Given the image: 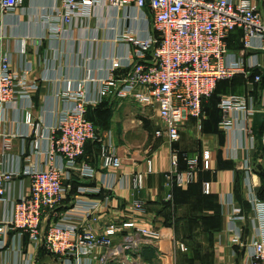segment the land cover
Listing matches in <instances>:
<instances>
[{
    "label": "built area",
    "instance_id": "obj_1",
    "mask_svg": "<svg viewBox=\"0 0 264 264\" xmlns=\"http://www.w3.org/2000/svg\"><path fill=\"white\" fill-rule=\"evenodd\" d=\"M57 1L60 3L58 15L65 23L89 17L95 7L117 10L149 8L153 14V32L146 39H138L131 31L123 33L122 40L129 45L126 63L114 59L105 79L87 75L76 82L68 80L60 96L72 105L62 111L58 123L50 129L32 119V97L39 84L30 78L31 67L18 73L12 69L11 54L0 49V202L11 205L9 217L0 221V264L7 245L6 236L11 230H16L20 238L27 236L33 247H44L57 257L59 264H108L124 253L137 255L145 246L160 239V231L153 224L134 219L101 225L98 201L84 203L79 198L73 206L58 210L70 181L75 177L93 179L98 172L85 158L87 142L99 139L97 126L88 118V107L110 96L129 98L142 106L155 107L161 123L157 136L174 143L180 139V130L187 116L197 119L204 116L203 103L214 93L219 81L239 74L249 78L254 70L264 68V60L256 52L264 49V10L259 8L257 0ZM22 4L23 0H0V16L17 10ZM235 29L242 30L243 50L250 53L238 54L230 50L227 39ZM54 30L59 32L60 27ZM2 33L0 26V35ZM27 46L28 42L23 38L21 54L27 53ZM120 68H126L127 72L117 74ZM261 79L258 73L248 83L254 85ZM91 80L100 83L97 97L93 100L86 87ZM252 91L243 95L219 96L218 107L222 112L219 125L234 138L238 133L249 137V147L256 151L252 119L256 111H264V88L260 106ZM20 98L30 101L26 123L30 127L31 147L22 156L28 161L24 173L29 175L31 185L28 194L12 200L8 191L15 172L5 165L11 159L13 138L11 134L4 133L2 125L7 108ZM261 134L263 151L259 159L253 161L250 156L244 161L247 178L256 172L255 162L264 169V131ZM44 140L47 145L43 148ZM100 141V168L112 171L102 173V187L111 190L117 184L121 187L131 184L135 189H142L145 186L144 173L125 176L116 172L122 167V161L111 133ZM181 156L186 164L184 169L179 168ZM171 165L172 169L166 174L167 184L189 185L200 167L210 169L211 154L205 150L201 163L198 157L173 150ZM148 171H152L150 160ZM248 185V198L255 211L254 221L258 224L255 225L256 235L248 246L246 264H264V199L259 196L257 183L249 181ZM91 190L83 185L78 187L80 194ZM203 192L210 194L209 181L203 183ZM170 198L168 195L167 199ZM131 209L141 216L148 213L147 203L139 199L131 203ZM240 212L239 208L234 210V219L243 218ZM98 223L100 230L93 227ZM117 237L120 243L115 244ZM180 248L184 250V244H180Z\"/></svg>",
    "mask_w": 264,
    "mask_h": 264
},
{
    "label": "crops",
    "instance_id": "obj_2",
    "mask_svg": "<svg viewBox=\"0 0 264 264\" xmlns=\"http://www.w3.org/2000/svg\"><path fill=\"white\" fill-rule=\"evenodd\" d=\"M257 3L264 10V0H257ZM59 6L57 0H23L17 10L0 16L3 28L0 49L11 54L12 69L18 73L31 67L30 78L39 84L32 97V119L40 121L47 129L55 126L62 111L72 105L60 96L68 80L76 82L87 75L105 79L114 59L126 63L129 45L122 40L123 33L131 31L138 39H146L153 32V14L149 8L117 10L95 7L89 17L65 23L58 15ZM55 27H60V31L55 32ZM23 38L28 42L25 55L20 52ZM231 43L238 45L234 38ZM243 49V46L230 48L238 54L251 52ZM258 54L264 60V54ZM126 72V68H120L117 74ZM86 87L89 97L96 99L100 83L91 80ZM253 87L247 83L240 86L238 92H224L219 87L216 98L226 94L243 95ZM216 98L205 100L201 119L185 118L180 139L174 143L166 137L157 136L161 123L155 107H145L133 99L113 96L89 106H105L110 113L107 125L97 129L99 139L90 140L85 148V158L98 172L93 179L75 177L70 181L58 210H66L79 198L84 203L98 201L101 225L109 221L134 219L153 224L161 235L139 254L124 253L108 264H246L248 246L256 235L255 225L258 224L254 221L255 211L248 198V182L257 183L258 191L262 182L256 172L247 178L244 161L250 156L255 161L256 151L250 149L249 137L238 133L234 138L220 127L222 112L216 106ZM29 105L27 98H20L9 105L2 125L4 133L11 134L13 138L11 159L5 165L15 172L8 191L12 200L30 191L31 179L24 173L28 161L22 156L31 147L30 127L26 123ZM150 110L155 112L160 123L155 135L149 132L152 127L147 117ZM109 133L122 161V167L116 172L125 176L144 173L145 186L142 189H135L131 184L124 187L117 184L111 190L102 187V173L112 171L100 168L98 152L100 138H106ZM46 145L44 140L42 147ZM173 150L198 157L201 163L203 152L209 150L211 167H200L195 180L189 185L178 186L174 182L168 185L166 174L172 169ZM149 160L152 162L151 172L148 171ZM185 167V161L180 157L179 168ZM205 181L211 184L210 194L203 192ZM81 185L93 190L80 194L78 187ZM98 188L102 189L97 191ZM168 195H171L170 199H167ZM136 199L147 203V215L141 216L132 211L131 203ZM236 208L240 209L243 218L234 219ZM10 209V204L0 202V221L9 217ZM100 223L93 224L94 229L100 230ZM6 242L2 264H59L57 257L44 247H33L28 237L20 238L16 230L8 232ZM114 243H120V238L117 237ZM180 244H184V250H181Z\"/></svg>",
    "mask_w": 264,
    "mask_h": 264
},
{
    "label": "trees",
    "instance_id": "obj_3",
    "mask_svg": "<svg viewBox=\"0 0 264 264\" xmlns=\"http://www.w3.org/2000/svg\"><path fill=\"white\" fill-rule=\"evenodd\" d=\"M242 36H243V33H242V30L241 29H235V30H233L230 33V35H229V37L227 39L229 48H231V47H236V48L242 47L243 46ZM232 38H234L237 41V43H238L237 46L232 45V43H231ZM258 73L262 76V72L257 69V70H254L252 72V74L249 76V78H246L244 75L239 74V75H236L232 79H227V80H221V81H219L218 84H217V87H216L214 93L211 95V97H215L216 98V93H217V91H218L221 83H229L230 82V83L240 84L241 86H245V85H247L248 81L249 80H253L254 79V76L256 74H258ZM260 84H262L261 87H260ZM253 86L254 87H253V91L252 92H253L254 96L256 97L257 105L260 106L261 93H262V90L264 88V77H262V79H261L260 82L255 83ZM219 96H217V98H216V106L217 107H218ZM87 115H88V118L94 122V124L97 126V129H98L99 126H98L97 121L98 120H101V121H104L106 123V120L110 116V113L105 108V106H103V107L102 106H98V107H94V108L93 107H89L88 108V114ZM261 131L262 132L264 131V124L262 126V130ZM255 170L259 174V177H260L261 182H262L261 187L259 189V196L262 199H264V169H263V167L261 166L260 163L255 162Z\"/></svg>",
    "mask_w": 264,
    "mask_h": 264
},
{
    "label": "water",
    "instance_id": "obj_4",
    "mask_svg": "<svg viewBox=\"0 0 264 264\" xmlns=\"http://www.w3.org/2000/svg\"><path fill=\"white\" fill-rule=\"evenodd\" d=\"M256 52L264 54V49H258L256 50ZM261 71H262V77H264V68H262ZM261 86L262 84H260V87ZM263 124H264V111L258 110L254 113L252 119V130L257 140V149L254 157L255 161L259 159L263 151V142H262V134H261Z\"/></svg>",
    "mask_w": 264,
    "mask_h": 264
},
{
    "label": "rangeland",
    "instance_id": "obj_5",
    "mask_svg": "<svg viewBox=\"0 0 264 264\" xmlns=\"http://www.w3.org/2000/svg\"><path fill=\"white\" fill-rule=\"evenodd\" d=\"M241 85L237 84V83H221L220 87L224 92H238L239 91V87ZM152 124V127L149 128V132L151 133L150 135H155V130L157 128L160 127V123L157 121L156 116H155V112L153 110H150L148 112V116H147ZM98 126L100 127H105L107 124L104 121L98 120L97 121ZM150 140V139H149Z\"/></svg>",
    "mask_w": 264,
    "mask_h": 264
}]
</instances>
